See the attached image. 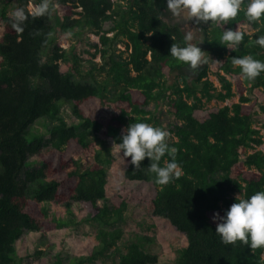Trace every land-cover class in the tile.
I'll list each match as a JSON object with an SVG mask.
<instances>
[{
	"label": "trees",
	"instance_id": "trees-1",
	"mask_svg": "<svg viewBox=\"0 0 264 264\" xmlns=\"http://www.w3.org/2000/svg\"><path fill=\"white\" fill-rule=\"evenodd\" d=\"M2 1L0 264H22L16 243L25 233L76 225L71 216L75 203L87 212L81 221L96 231L93 249L84 255H57L54 261L37 250L43 264H99L113 253L120 256L117 264H159L157 254L148 250L155 240L147 235L134 233L119 245L124 231L118 224L130 205L167 219L186 236L188 244L177 249L173 264H261L264 249L252 254L239 241L223 244L212 217L217 212L223 216L236 202L240 185L247 186L246 197L264 191V134L254 125L256 107L264 113V103L247 93L264 89V73L250 83L241 80L239 68L231 64V57L244 55L264 61V48L255 44L264 35V22L249 23L241 12L224 25L252 28L234 51L219 44L223 26L199 25L203 49L223 63L216 72L217 85L209 77L207 61L192 73L170 56L172 43L185 46V28L157 19L167 0H54L60 15L54 11L36 20L29 17L19 34L9 22L11 0L1 6ZM30 2L17 0L13 10L28 9ZM69 30H90L99 37L95 46L100 63L81 58L78 45L61 47L56 31ZM61 61L68 62L66 72ZM235 97L238 101L231 104L209 106L213 100ZM159 102L175 119L166 130L172 134L170 146L178 150L182 176L158 185L147 171L148 158L135 169L128 157L124 182L109 198L113 156L108 140L122 142V129L133 122L165 128L148 109ZM66 107L77 122L67 121ZM37 123L43 124L45 134L34 131ZM85 152L94 153L95 160L84 168L79 156ZM34 155L41 160L31 167ZM170 159L163 157L161 166ZM128 182L150 184L153 191L127 188Z\"/></svg>",
	"mask_w": 264,
	"mask_h": 264
},
{
	"label": "clouds",
	"instance_id": "clouds-1",
	"mask_svg": "<svg viewBox=\"0 0 264 264\" xmlns=\"http://www.w3.org/2000/svg\"><path fill=\"white\" fill-rule=\"evenodd\" d=\"M54 0H40L39 3L31 4L28 9L17 7L9 14L11 28L16 33H23L24 25L29 17L33 20L51 16L56 10ZM243 12L249 23L264 22V0H167V7L157 17L160 22L169 24H182L186 29L184 34L185 46L172 43L170 56L176 61L188 65L192 73H196L206 61L203 51L199 46L192 43L197 38V33L202 30L198 27L203 24H215L223 26V32L219 44L230 50H235L244 41L246 31L240 26L235 30L225 29L224 25L234 21ZM168 15H165V14ZM189 22L196 27H189ZM36 32V35H39ZM52 33L48 36L51 37ZM73 33L69 30L63 33L62 39L68 40ZM152 35V34H150ZM174 41L175 38L171 37ZM47 41H45L46 43ZM203 43V42H201ZM255 44L264 48V35L256 38ZM215 63L222 65L221 61ZM233 67L239 68V78L253 82L264 73V61L255 59L252 55L243 57H231ZM172 134L162 127H156L144 122H133L122 129L120 140L112 142V148L121 158L130 157V163L135 169L141 168V162L148 158L150 164L147 171L155 175V183L161 186L167 185L174 179H179L183 172L176 162L177 149L171 147L169 140ZM164 160L161 166L162 158ZM246 185H240L241 193L235 196L232 203L223 216L214 213L212 220L216 223L215 233L225 245H235L238 241L250 247L252 254L258 249H264V191H257L250 197H246L244 189ZM259 260L264 264V252Z\"/></svg>",
	"mask_w": 264,
	"mask_h": 264
},
{
	"label": "rangeland",
	"instance_id": "rangeland-1",
	"mask_svg": "<svg viewBox=\"0 0 264 264\" xmlns=\"http://www.w3.org/2000/svg\"><path fill=\"white\" fill-rule=\"evenodd\" d=\"M6 2L7 0H3L1 6ZM35 2L36 0H31L29 6ZM8 3V12L11 13L13 8L17 5V0H11ZM55 11L60 15V9L58 6ZM189 27H196V25L189 22ZM244 28L248 33H251L252 28L249 25H245ZM3 32L4 21L0 17V41ZM111 34L112 33L109 35ZM56 35L61 41V47L63 49H68L72 45H78V54L81 58L86 61L92 60L97 63L101 62V57L97 54V48L95 46L96 43H99V37L90 30L74 32L72 37L68 40L62 39L63 34L57 31ZM192 43L202 49L204 60L208 62L210 67L209 77L219 85L216 72L219 71L220 65L216 64L215 59L203 49L201 45L200 31L197 33V38L194 39ZM118 47L122 50L125 48L123 44H119ZM60 64L62 71L66 72L68 70V62L61 61ZM84 66L85 68H88L89 63H85ZM247 93L252 100H256L261 104L264 103V89L257 88L248 91ZM234 101H238V97L226 102H217L216 100H213L209 106L231 104ZM148 109L159 117L161 124L165 129H168L170 123L175 122L173 116L167 112V107L164 103H150ZM256 110L258 114L255 117L254 125L264 134V113L258 106L256 107ZM85 111L89 113L94 110L85 108ZM64 115L69 123L77 122V119L67 107L64 110ZM34 131L45 134V127L42 123H37ZM32 138L33 135L31 134L29 139L31 140ZM112 142L111 139L108 140L110 146H112ZM112 156L113 160L109 166L108 184L106 187V193L109 198L116 195L119 185L124 182V171L127 167V161L121 158L122 155L119 156L112 150ZM79 158L85 168L90 163L94 162L95 155L92 152H85L81 154ZM40 160L41 156L34 155L30 158L29 165L31 167L38 166ZM126 186L127 188L153 191V186L144 182H128L126 183ZM86 213V210L81 205L75 203L71 216L78 222L76 225L54 228L45 232V234L41 231L25 233L16 243L18 255L22 258V264H43L42 256L36 253L37 250L42 251L43 255L50 261H54L57 255H61L62 257L84 255L91 251L95 245L96 231L93 227L81 221ZM118 226L124 231V236L119 242L120 247H123L125 243H128L134 233L144 234L153 238L155 242L148 246V250L157 254L159 264H173L176 258L177 249L185 247L188 244L186 236L177 230L167 219L146 214L145 209L142 206L130 205L126 212V219L123 222H120ZM119 257L118 254L113 253L106 260L99 262V264H117Z\"/></svg>",
	"mask_w": 264,
	"mask_h": 264
}]
</instances>
